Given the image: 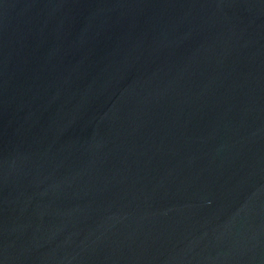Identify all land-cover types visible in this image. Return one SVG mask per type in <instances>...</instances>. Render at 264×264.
Instances as JSON below:
<instances>
[{
  "label": "water",
  "instance_id": "95a60500",
  "mask_svg": "<svg viewBox=\"0 0 264 264\" xmlns=\"http://www.w3.org/2000/svg\"><path fill=\"white\" fill-rule=\"evenodd\" d=\"M0 264H264V0H0Z\"/></svg>",
  "mask_w": 264,
  "mask_h": 264
}]
</instances>
